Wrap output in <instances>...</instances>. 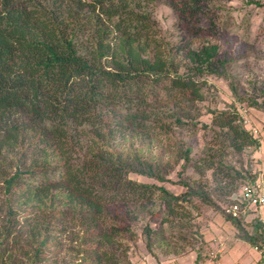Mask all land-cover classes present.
<instances>
[{"label":"trees","instance_id":"obj_1","mask_svg":"<svg viewBox=\"0 0 264 264\" xmlns=\"http://www.w3.org/2000/svg\"><path fill=\"white\" fill-rule=\"evenodd\" d=\"M158 1L0 0V264H133L124 238L136 237L130 223L138 206L159 205L160 221L142 228L150 252L154 236L177 230L180 237L191 225L187 203L214 206L201 182L186 178L188 168L211 169L230 187L224 214L242 185L256 194L255 176L245 179L249 169L226 159L259 146L235 107L212 115L218 151L194 158L190 145L178 148L182 192L161 185L171 170L162 153L141 151L151 132L189 124V114L166 112L161 103L186 101L195 109L204 75L226 77L232 61L216 44L161 46L147 8ZM213 1L169 0L199 22L187 26L194 34L215 25L218 12L207 11ZM244 101L264 111V87ZM225 216L246 227L242 214ZM243 234L263 248V234Z\"/></svg>","mask_w":264,"mask_h":264},{"label":"rangeland","instance_id":"obj_2","mask_svg":"<svg viewBox=\"0 0 264 264\" xmlns=\"http://www.w3.org/2000/svg\"><path fill=\"white\" fill-rule=\"evenodd\" d=\"M255 1L261 4H256V2H250L249 0L213 1L207 9L208 15L210 16L212 11L218 12V15L214 16L217 21L214 26L211 25L210 33L208 34H194L188 31L187 26H196L199 22L184 17L182 13H179L177 9H174L170 5L169 0H159L153 5L149 4L147 6L151 20L154 21L161 46H175L180 42V45L185 48L190 47L195 49L201 46L216 44L218 47L217 54H225L232 60L230 64L226 65V77L217 74L204 75L203 78L206 84L202 86L204 92L203 99L194 103L195 109H190L186 105L190 103H186V101L161 103L160 107L166 110V112H186L189 114L188 118L190 121L186 129L172 126L168 127L166 133L154 135L151 132V143H149L148 147L146 144L141 146V151L146 150L147 156L154 153L153 158H157L158 154L162 153V162L167 163L168 165H166L171 167V170L167 181L162 182L161 185H164L174 193L184 190V187L178 183L179 179L177 176L180 164L176 156L180 146L190 145L192 147L191 155L194 158L218 151L220 136H216L211 128L212 115L215 112L231 107H235L237 110L238 106H240L247 108L249 115L250 112H253V118L255 116L254 113L256 111L248 106V101L243 102V100L259 96V89L264 87V0ZM208 15L200 22V24H203L202 26L208 23ZM175 62L179 64V58H175ZM182 69L183 66L179 68V72ZM230 83L235 88L236 97L230 88ZM182 105H185L182 108L184 111L178 110ZM256 110L264 112L263 110ZM195 122L197 124L193 126L192 123ZM256 135L258 136L259 133ZM119 141L120 138L117 139L115 144H118ZM113 148L115 147L113 146L112 150ZM253 151L254 149L246 147L239 152L230 151L226 153V159L236 166V168L245 166V168L249 169V173L245 174V179L256 176V164L262 166V161L264 160V158L257 160L251 157ZM185 176L189 181L195 178L201 182L205 188L206 195L212 200L214 206L203 205L198 200L195 201L194 205L187 203L186 206L189 210L187 219L191 225L183 230L184 234L180 237L176 234L177 230H169L170 232H167L166 229H164L166 231L162 232L161 235L154 236L150 243L154 254L147 249L146 238L142 228L146 223L154 226V224L160 221L159 205L156 201H153L147 204L145 208L138 206L137 219L130 223L136 237L128 240L129 235H127V239L124 238L125 243L129 245L128 254L133 264H151V261H153V264H161V262L167 260L173 264L177 261L172 262L171 259L181 256L187 257L191 264L194 261V264H199L203 260L205 252L214 250L207 248L203 250V240L205 239L202 231L211 228L209 237L214 236V229L211 227V223L216 226V236H225L227 233L233 237L232 233H229L232 228L236 229L238 235L244 236L245 228H238L229 220V217L225 216L222 210L230 187H224V182L219 183L218 180L213 179L211 169L197 172L188 168ZM129 177L143 182H156L152 178L134 173L129 174ZM255 209L252 212L259 211L260 208ZM149 211L154 212V215ZM220 228L223 230V233L220 231ZM131 229L129 231H132ZM198 231L200 237L193 236ZM185 234L187 235L186 237ZM199 246L202 247L199 249ZM65 250L67 249H64L61 256L63 254L68 256L69 253ZM51 264L55 263L52 262Z\"/></svg>","mask_w":264,"mask_h":264},{"label":"crops","instance_id":"obj_3","mask_svg":"<svg viewBox=\"0 0 264 264\" xmlns=\"http://www.w3.org/2000/svg\"><path fill=\"white\" fill-rule=\"evenodd\" d=\"M254 110L256 111V113H254V118L252 117L253 112H250V115L259 128V135L257 136L259 146L253 151L251 157L258 160L264 158V112L258 111L256 109ZM256 167L255 178L257 183V193L262 194L264 193V160L262 161V166L256 164ZM255 208L260 209L259 211L252 212ZM242 218L246 224L245 230L248 235L256 236L258 233L264 235V205L261 207L255 205H249L248 207H245V213L242 215ZM210 225L214 229V236L209 237V235L211 234V228L202 231L205 239L203 240V250L207 248L211 250L214 249L213 251L215 252L217 251L220 264H261L262 262H264V238L261 240L263 248L259 250L250 241L240 238L235 228H232L229 231V233H232L233 237L229 236V234L227 233L225 236H216V226H214L212 223ZM222 227L224 226L222 225ZM220 231L223 233V230L221 228ZM171 260L172 262H174L175 260L177 261L173 264H191L189 259L184 256L172 258ZM201 262L199 264H201ZM150 263L153 264V261H151ZM194 263L195 261L193 262V264ZM161 264L172 263H169V261L167 260L165 262H161Z\"/></svg>","mask_w":264,"mask_h":264},{"label":"built area","instance_id":"obj_4","mask_svg":"<svg viewBox=\"0 0 264 264\" xmlns=\"http://www.w3.org/2000/svg\"><path fill=\"white\" fill-rule=\"evenodd\" d=\"M238 112L243 117L242 122L246 126L248 132H251L257 137V133H259V128L252 121L251 116L249 115V110L244 107L238 106ZM255 188L257 190V183H255ZM232 202L226 206L225 214L230 215L232 217H238L240 214L245 213V207L249 205H255L261 207L264 205V193L256 194L253 193L252 189L247 185H242L237 192H234L231 195ZM204 258L201 264H220L218 259V253L215 251L205 252ZM261 264H264L262 262Z\"/></svg>","mask_w":264,"mask_h":264}]
</instances>
